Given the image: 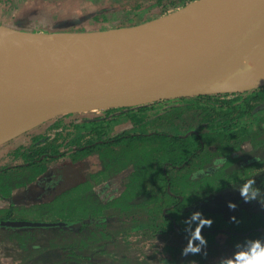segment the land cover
<instances>
[{
	"label": "trees",
	"instance_id": "trees-1",
	"mask_svg": "<svg viewBox=\"0 0 264 264\" xmlns=\"http://www.w3.org/2000/svg\"><path fill=\"white\" fill-rule=\"evenodd\" d=\"M104 110L107 113L101 117L69 122V132L59 142L53 139L37 146L26 164L0 167V193L6 194L11 183L21 185L23 182L19 180V174L10 173L15 167L29 171L31 178H35L45 169L46 158L67 150L76 156L92 143L97 144L98 153L110 150L127 154L134 149L135 154L128 158L132 170L127 188L110 203L101 204L99 209L111 207L127 199L128 195L130 206L146 208L147 224L141 229L140 236L160 235L162 240L170 243L167 248L171 250L179 249L176 238L187 235L183 221L194 211L213 220L211 227L202 229L207 245L217 244L218 232L225 235L223 240L230 245L245 237L264 236V208L255 201L245 203L239 191L234 190L247 180L244 177L247 165L236 151L243 139L241 134L249 128V124H242V121L258 111L252 132L261 129L264 133V83L229 92L106 106ZM72 112L66 111L53 118L61 123L63 115ZM123 119L131 122L130 127L109 134L111 125ZM83 134L92 136L87 145L79 142ZM219 158H224L225 163L216 167L214 161ZM256 187L264 192L262 183L257 180ZM229 201L237 205L235 210L229 209ZM75 210H67L70 216L62 218L68 220L62 225H0V230L9 232L13 238L12 246L24 260L32 253L29 251L38 249V244L33 238L29 246H24L13 236L45 230L51 234L49 245L56 248L63 264H144L123 248V237H117L103 227L115 218L112 213L118 214L117 211L107 216L103 212L90 214L85 207ZM10 211V207L6 208L5 218L9 217ZM233 216L239 223L231 220ZM64 236L76 240H63Z\"/></svg>",
	"mask_w": 264,
	"mask_h": 264
},
{
	"label": "water",
	"instance_id": "water-1",
	"mask_svg": "<svg viewBox=\"0 0 264 264\" xmlns=\"http://www.w3.org/2000/svg\"><path fill=\"white\" fill-rule=\"evenodd\" d=\"M189 11H195L196 26L185 23ZM151 22L177 26L179 39L169 41L166 34H157L150 28ZM116 29L124 33L135 29L146 37L155 36L163 44L149 50L146 45H132L126 40L125 50L111 59L108 53L112 45L108 44L99 56L85 52L87 63H80L75 57H63L59 61L60 71L55 72L26 61L8 44L19 32H50L20 31L0 23V143L66 111L241 90L218 81L263 44L264 0H192L158 18ZM131 48L137 53L132 55ZM65 223L0 219V225L12 227Z\"/></svg>",
	"mask_w": 264,
	"mask_h": 264
},
{
	"label": "rangeland",
	"instance_id": "rangeland-1",
	"mask_svg": "<svg viewBox=\"0 0 264 264\" xmlns=\"http://www.w3.org/2000/svg\"><path fill=\"white\" fill-rule=\"evenodd\" d=\"M2 1L4 0H0V3ZM190 1L192 0H154L156 6L163 4L156 12L154 9L153 12L151 11L153 14L150 19L171 13ZM62 2L54 3L47 0V4L54 6L63 5ZM151 4L153 7V3ZM116 27L119 26H108L101 30H114L113 28L116 29ZM64 31L74 32L72 28ZM28 36L33 41L35 40L32 34ZM106 113L104 108H83L81 111L63 115L61 123L50 117L16 133L0 143V167L26 164L35 154L37 146L47 144L53 139L59 142L66 132H69V122L101 117ZM258 114L259 112L256 111L249 115L247 120L242 121V124H249V128L241 134L243 139L236 151L237 156H241L247 165L244 177L250 179L256 174L254 178L258 183H262L264 190V153H262L264 133L261 129L255 130V133L252 132L256 127ZM130 125L129 120L123 119L111 125L109 134L128 129ZM90 139H92L90 134H83L79 142L87 145L91 142ZM96 148H98L97 144L92 143L87 145L85 152L81 151L76 156L67 150L62 154L46 158L45 169L35 178H31L30 172L22 168L12 169L10 173L19 174L21 176L19 180L23 182L21 185L11 183L6 194L0 193V218H5L4 213L8 207L11 211L9 217L6 218L39 221L62 220L70 216L68 215L69 208L71 211L85 207L90 214L103 212L107 216L117 211L118 214L112 213L115 218L109 220L103 227L111 234L123 237V248L141 259L144 264H188L189 261L193 264L195 262L215 264L220 256L230 255L234 251L233 245L224 242L225 235L222 232L216 234L217 244L207 245V257L202 255L183 257L181 255L183 247L187 244L186 235L177 236L176 242L180 246L178 250L168 249L170 243L162 240L160 235L143 238L139 233L147 224L146 208L141 205L130 206L127 202L128 195H126L127 199H122L111 207L99 209L101 204L110 203L114 197L127 188V181L132 170V163L128 158L134 155L136 150L132 149L127 154L110 150L98 153ZM234 153L233 151L232 154ZM13 237L21 241L24 246H29L34 238L38 249L34 247L33 249L37 250L29 251L32 253H29L24 260V256L18 253L15 246H12L13 238L9 232L0 230V264H63L56 248L49 245L48 239L51 234L48 231L23 232ZM53 239H56L55 236ZM64 239L76 240L69 236H64ZM88 242L91 241L88 240ZM213 248L218 249L214 251Z\"/></svg>",
	"mask_w": 264,
	"mask_h": 264
},
{
	"label": "bare ground",
	"instance_id": "bare-ground-1",
	"mask_svg": "<svg viewBox=\"0 0 264 264\" xmlns=\"http://www.w3.org/2000/svg\"><path fill=\"white\" fill-rule=\"evenodd\" d=\"M194 12L189 11L184 17L185 23L191 27L197 25L193 15ZM149 26L157 34H166L169 41H177L179 39L180 29L177 26L163 22H151ZM31 34L35 38L34 41L24 32H19L9 39L8 44L11 50L35 66L47 70L51 69L55 72L60 71L59 61L63 57L65 59L75 57L80 63H87L85 52L99 56L108 44L112 45V49L108 53L110 59L115 58L125 50L124 44L126 40L130 41L132 45L137 43L143 46L146 45L149 50L153 46L158 45L160 47L163 44L155 36L146 37L142 32L135 29H131L130 33H124L119 29H111L103 32L79 34H67L64 32ZM147 40L149 44L146 43ZM130 52L132 55L137 53L133 48H131ZM218 83L237 89L264 83V42L256 47L236 68L220 78ZM1 130L2 127L0 126V132Z\"/></svg>",
	"mask_w": 264,
	"mask_h": 264
},
{
	"label": "crops",
	"instance_id": "crops-1",
	"mask_svg": "<svg viewBox=\"0 0 264 264\" xmlns=\"http://www.w3.org/2000/svg\"><path fill=\"white\" fill-rule=\"evenodd\" d=\"M4 0L0 23L20 31H97L108 26H128L150 20L160 5L154 0ZM153 3V7L152 4ZM11 6V7H9ZM4 11V13L2 12Z\"/></svg>",
	"mask_w": 264,
	"mask_h": 264
},
{
	"label": "clouds",
	"instance_id": "clouds-1",
	"mask_svg": "<svg viewBox=\"0 0 264 264\" xmlns=\"http://www.w3.org/2000/svg\"><path fill=\"white\" fill-rule=\"evenodd\" d=\"M224 158H219L214 161V166L219 167L224 164ZM238 190L241 198L245 203L258 202L264 208V192L256 187V179H247L242 185L234 189ZM228 207L235 210L237 205L231 201L228 202ZM231 220L239 223L236 217H231ZM184 232L187 234V244L183 247L181 255L188 257L189 255H202L207 257V240L202 235L204 227H211L213 220L205 218L202 212L194 211L186 218ZM234 251L227 256H220L215 264H264V236L260 237H245L243 240L236 242L233 245ZM188 264H193L189 261ZM197 264V262H195Z\"/></svg>",
	"mask_w": 264,
	"mask_h": 264
}]
</instances>
